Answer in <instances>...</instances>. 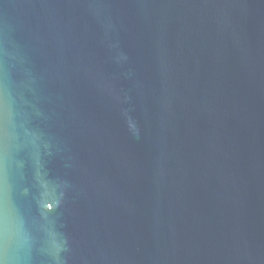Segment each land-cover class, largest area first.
Wrapping results in <instances>:
<instances>
[{"label":"water","instance_id":"water-1","mask_svg":"<svg viewBox=\"0 0 264 264\" xmlns=\"http://www.w3.org/2000/svg\"><path fill=\"white\" fill-rule=\"evenodd\" d=\"M0 264H264V0H0Z\"/></svg>","mask_w":264,"mask_h":264}]
</instances>
